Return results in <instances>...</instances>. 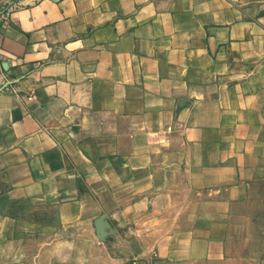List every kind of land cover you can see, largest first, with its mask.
I'll return each instance as SVG.
<instances>
[{"label": "crops", "instance_id": "0c3cea01", "mask_svg": "<svg viewBox=\"0 0 264 264\" xmlns=\"http://www.w3.org/2000/svg\"><path fill=\"white\" fill-rule=\"evenodd\" d=\"M1 6L0 256L264 264V0Z\"/></svg>", "mask_w": 264, "mask_h": 264}, {"label": "rangeland", "instance_id": "374dc122", "mask_svg": "<svg viewBox=\"0 0 264 264\" xmlns=\"http://www.w3.org/2000/svg\"><path fill=\"white\" fill-rule=\"evenodd\" d=\"M23 250L25 253L27 252V249ZM78 250L85 254H78L77 256L68 255L69 249L62 247L59 250V255L51 257L49 262H45V259L37 254L36 249L28 250L29 253L22 256H17L16 254L0 256V264H151L148 259L140 257L126 258L122 262L114 263L105 260L100 254V249L95 248L93 251L92 249L87 251L86 249L79 248ZM86 252H89V255Z\"/></svg>", "mask_w": 264, "mask_h": 264}, {"label": "built area", "instance_id": "2783aa9c", "mask_svg": "<svg viewBox=\"0 0 264 264\" xmlns=\"http://www.w3.org/2000/svg\"><path fill=\"white\" fill-rule=\"evenodd\" d=\"M7 12H8V7L7 6H1L0 7V21H1L2 18L6 17Z\"/></svg>", "mask_w": 264, "mask_h": 264}]
</instances>
